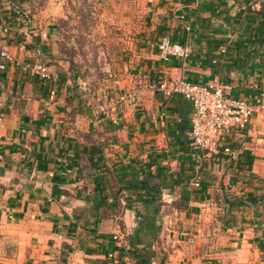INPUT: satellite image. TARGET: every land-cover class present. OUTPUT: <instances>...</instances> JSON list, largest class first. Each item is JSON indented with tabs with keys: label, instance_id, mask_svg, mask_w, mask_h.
<instances>
[{
	"label": "crops",
	"instance_id": "crops-1",
	"mask_svg": "<svg viewBox=\"0 0 264 264\" xmlns=\"http://www.w3.org/2000/svg\"><path fill=\"white\" fill-rule=\"evenodd\" d=\"M60 9L55 0H0V53L10 57L0 56V264H103L109 251L113 264H264V39L242 36L264 0H149L134 46L98 76L95 92L63 58ZM162 37L189 42V59L161 60ZM216 41L226 48L221 74L208 62ZM24 63L43 65L57 82L23 73ZM178 78L217 79L255 105L243 136L229 139L230 155H189L191 104L152 89ZM92 143L112 174L126 167L159 185V198L128 209L123 190L110 209L93 206ZM190 167L181 185L165 178Z\"/></svg>",
	"mask_w": 264,
	"mask_h": 264
},
{
	"label": "built area",
	"instance_id": "built-area-1",
	"mask_svg": "<svg viewBox=\"0 0 264 264\" xmlns=\"http://www.w3.org/2000/svg\"><path fill=\"white\" fill-rule=\"evenodd\" d=\"M180 19L183 20L184 16H180ZM185 29L188 31L189 25ZM156 48L160 59L164 61L170 58L187 60L192 53L189 42L177 43L168 37H162ZM225 53V47L222 46L218 49L219 55H225ZM0 56L6 59L10 58L6 51H1ZM0 69H4V66L0 65ZM21 71L36 75L50 84H54L58 80L57 74L48 72L46 67L39 63H24L21 65ZM83 87L86 88L85 83H83ZM152 89L160 92L165 98L176 94L181 95L191 104L188 152L196 162L201 161L206 150L210 152L222 151L223 154L230 155L229 139L243 136L255 112V105L248 99L227 96L226 91L231 88L217 79L199 83L178 78L175 81L159 82ZM49 94L52 99L55 94L54 88L50 90ZM260 96L264 98L263 94ZM100 98L106 99V93L101 92ZM99 110L104 112L106 108L100 107ZM112 240L120 239L114 235ZM115 259L114 251H109L106 253L103 264H113Z\"/></svg>",
	"mask_w": 264,
	"mask_h": 264
},
{
	"label": "rangeland",
	"instance_id": "rangeland-1",
	"mask_svg": "<svg viewBox=\"0 0 264 264\" xmlns=\"http://www.w3.org/2000/svg\"><path fill=\"white\" fill-rule=\"evenodd\" d=\"M59 47L68 65L95 92L98 76L125 60L142 31L149 0H55ZM116 91V90H115ZM118 93V91H116ZM229 97L230 94L226 92ZM89 97V95H88Z\"/></svg>",
	"mask_w": 264,
	"mask_h": 264
},
{
	"label": "trees",
	"instance_id": "trees-1",
	"mask_svg": "<svg viewBox=\"0 0 264 264\" xmlns=\"http://www.w3.org/2000/svg\"><path fill=\"white\" fill-rule=\"evenodd\" d=\"M251 24L246 25V28L242 31L243 38L248 39L250 37L251 32L253 33V37L250 41V44H258L262 43V38L264 36V31L261 30L262 26H264V13L259 11H249ZM256 19H260L259 24L254 27V22ZM255 28V29H254ZM216 49H219L223 46L221 41H216L215 45ZM224 47V46H223ZM225 55H215L208 57V62L211 65L212 71L214 74H221V62L224 60ZM215 61V62H214ZM88 165V181L91 185V203L93 206L103 209H110L112 206L108 204V200L112 198L116 199V194H119L121 191H125L127 194L125 198L126 208H132L134 204L140 203L145 206L153 201H156L160 196L159 185H146L143 181H136L132 177H130L126 167H120L119 169H115L114 173L110 171V168L106 165L102 148L98 143H92L86 152ZM189 175L184 176V170L181 169L177 172L176 175H168L165 178H175L174 184L181 185L183 182L189 181L194 175L193 167L189 169ZM156 174H162L159 170L156 171ZM110 175L115 180L116 188L113 189V186L109 180ZM128 177L130 179H128Z\"/></svg>",
	"mask_w": 264,
	"mask_h": 264
}]
</instances>
